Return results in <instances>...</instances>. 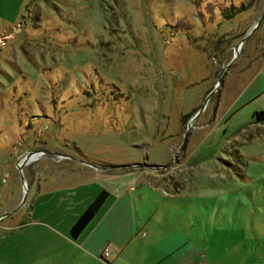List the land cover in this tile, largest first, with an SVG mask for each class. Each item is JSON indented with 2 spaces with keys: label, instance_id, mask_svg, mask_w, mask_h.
I'll return each instance as SVG.
<instances>
[{
  "label": "rangeland",
  "instance_id": "1",
  "mask_svg": "<svg viewBox=\"0 0 264 264\" xmlns=\"http://www.w3.org/2000/svg\"><path fill=\"white\" fill-rule=\"evenodd\" d=\"M263 11L264 0H0V214L24 196L17 161L41 150L7 216L31 217L49 178L132 170L148 197L179 195L171 220L215 264H264V19L246 36ZM122 163L141 165L106 168Z\"/></svg>",
  "mask_w": 264,
  "mask_h": 264
},
{
  "label": "crops",
  "instance_id": "2",
  "mask_svg": "<svg viewBox=\"0 0 264 264\" xmlns=\"http://www.w3.org/2000/svg\"><path fill=\"white\" fill-rule=\"evenodd\" d=\"M122 171L108 174L107 169L88 166L72 175L71 182L66 178L58 184L63 175L40 182L27 207L31 217L17 212L0 219V264L214 263L171 220L175 206L168 201L179 195L152 186L155 194L148 197L138 174ZM104 175H110L109 185ZM103 188L109 191L108 198L83 231L73 236V223ZM165 218L173 223L162 224ZM107 245L112 250L110 263L102 258Z\"/></svg>",
  "mask_w": 264,
  "mask_h": 264
},
{
  "label": "water",
  "instance_id": "3",
  "mask_svg": "<svg viewBox=\"0 0 264 264\" xmlns=\"http://www.w3.org/2000/svg\"><path fill=\"white\" fill-rule=\"evenodd\" d=\"M263 19H264V11L262 12V14L260 15V17L258 18L257 22L253 25V27L248 30L246 36L250 35L253 31H255L256 28L262 23ZM243 41H244V39H242L240 42H238L236 44V47H235V49H236V55L238 54V51H239V49H240ZM216 87H218V84H216L215 87L211 91H213ZM205 104H206V102H205ZM36 152H40L41 153V150H38V151H30V152L26 153L22 158H20L17 161V166L20 169L21 176H22V181L25 184L24 196H23L22 200L20 201V203L16 207H14L11 210H6V211L2 212L0 214V219L3 218V217H5V216H7V215H9V214H11V213H13V212H15V211H17L25 203L26 195H27V192H28V185H27L26 176L24 174V165L26 163H28L30 160H32V157H33V155ZM86 163L95 165V164H93L91 162H87V161H86ZM139 165H141V163H122V164H114V165H111V166H106V168L107 167L139 166ZM154 165L157 166V164H154Z\"/></svg>",
  "mask_w": 264,
  "mask_h": 264
},
{
  "label": "trees",
  "instance_id": "4",
  "mask_svg": "<svg viewBox=\"0 0 264 264\" xmlns=\"http://www.w3.org/2000/svg\"><path fill=\"white\" fill-rule=\"evenodd\" d=\"M233 13L235 12L233 11L232 13H229V14L227 13V16H232ZM257 118L258 119L264 118V112L263 111L258 112ZM108 196H109V191L106 188H103L94 197V199L89 203V205L83 210V212L79 215V217L73 223L71 227V233L73 236H78L83 231V229L88 225V223L97 213V211L100 209L102 204L106 201Z\"/></svg>",
  "mask_w": 264,
  "mask_h": 264
},
{
  "label": "built area",
  "instance_id": "5",
  "mask_svg": "<svg viewBox=\"0 0 264 264\" xmlns=\"http://www.w3.org/2000/svg\"><path fill=\"white\" fill-rule=\"evenodd\" d=\"M111 252H112L111 247L109 245L105 246L103 250L102 258L108 263H110Z\"/></svg>",
  "mask_w": 264,
  "mask_h": 264
},
{
  "label": "flooded vegetation",
  "instance_id": "6",
  "mask_svg": "<svg viewBox=\"0 0 264 264\" xmlns=\"http://www.w3.org/2000/svg\"><path fill=\"white\" fill-rule=\"evenodd\" d=\"M4 218V217H3ZM2 219V218H1Z\"/></svg>",
  "mask_w": 264,
  "mask_h": 264
}]
</instances>
